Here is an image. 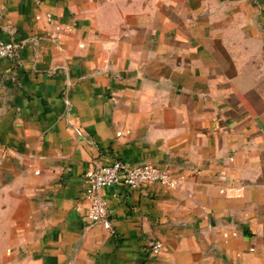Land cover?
I'll return each mask as SVG.
<instances>
[{
	"label": "crops",
	"instance_id": "1",
	"mask_svg": "<svg viewBox=\"0 0 264 264\" xmlns=\"http://www.w3.org/2000/svg\"><path fill=\"white\" fill-rule=\"evenodd\" d=\"M0 42V264H264V0H0ZM115 161L177 186L103 190L108 231Z\"/></svg>",
	"mask_w": 264,
	"mask_h": 264
},
{
	"label": "built area",
	"instance_id": "2",
	"mask_svg": "<svg viewBox=\"0 0 264 264\" xmlns=\"http://www.w3.org/2000/svg\"><path fill=\"white\" fill-rule=\"evenodd\" d=\"M47 18L50 22L53 21L51 15H47ZM18 51L19 46L17 44L0 42V60H12L17 56ZM86 180L85 196L89 202L88 223L100 224L108 231L112 230V222L109 218L108 205L103 196V190L112 186L135 189L145 184H162L171 188L177 186V183L166 172L153 166L131 167L121 161L99 167L88 173ZM161 250L162 245L158 242L152 246L153 254H158Z\"/></svg>",
	"mask_w": 264,
	"mask_h": 264
}]
</instances>
